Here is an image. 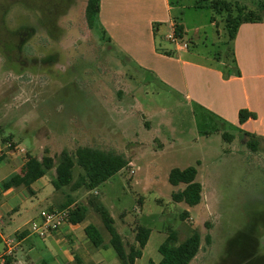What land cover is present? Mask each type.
<instances>
[{
    "label": "rangeland",
    "instance_id": "obj_1",
    "mask_svg": "<svg viewBox=\"0 0 264 264\" xmlns=\"http://www.w3.org/2000/svg\"><path fill=\"white\" fill-rule=\"evenodd\" d=\"M198 1L169 0L171 14L186 29L180 44H189V55L212 60L213 54L227 53V31L223 22L211 23L212 16L219 22L220 15L196 8ZM237 1L252 10L264 2ZM158 3L137 0L115 12L105 6L89 29L86 0H0V127L9 140L0 145L13 146L0 153L5 157L0 183L20 170L28 154L57 160L62 151L79 146L115 150L134 164L135 173L127 166L94 193L127 248L136 226L152 230L135 264L161 261L159 248L169 228L181 241L193 230L200 233L202 249L190 264H264V142L258 151L250 150L236 128L223 127L210 112L186 103L177 88L159 77L167 67L153 58L146 34L154 16L147 12L158 10ZM167 23H154V47L176 57L175 43L165 38L173 30ZM224 130L232 141L224 140ZM190 166L197 168L203 185V201L196 206L173 202V192L183 186L169 182L173 168ZM80 171L76 169V178ZM54 173L32 185L36 193L21 188L20 208L7 218L6 235L29 228L69 193L75 202L88 204L85 188L56 190ZM89 224L106 246L84 244L85 251L95 249L89 259L121 264L109 231L92 209L81 225ZM78 232L84 235L82 229ZM3 249L0 244V253Z\"/></svg>",
    "mask_w": 264,
    "mask_h": 264
},
{
    "label": "crops",
    "instance_id": "obj_2",
    "mask_svg": "<svg viewBox=\"0 0 264 264\" xmlns=\"http://www.w3.org/2000/svg\"><path fill=\"white\" fill-rule=\"evenodd\" d=\"M158 1V10L149 8L147 12L153 13L151 16H154L146 25V34L151 38L152 46L149 51L153 58L167 67L166 70L161 69L159 77L163 82L177 88L186 103L196 104L219 118L223 127L230 124L238 132L254 134L264 142V21L244 23L240 26L234 41L235 63L233 64L228 65L226 58H221L217 54H213L212 60L204 58L205 61H202L203 58L200 56L193 58L195 55H189V48L185 49L176 44L174 47L177 56L174 57V54H170L172 51L162 54L154 47L157 36L154 23L168 22V27L173 29L175 22L169 0ZM135 2L137 0H101L100 17L105 6L115 12L118 7ZM131 17L134 18V16ZM104 24L107 28L111 27L110 24ZM167 36H165L166 39ZM241 110H247L251 114L244 123H241L239 119ZM0 157V160H5L4 154ZM38 181H43V178ZM2 184L0 183V215L2 217L0 238L4 249L0 253V264H3L1 259L5 252L3 238L23 231L26 233L17 246L20 251L17 252L16 249L17 254L14 253L10 257L12 264H101L89 259L95 249L92 251L83 249L84 244L91 242L85 233L86 226L83 227L82 223L67 224L61 231L47 239H42L40 243L29 234L28 227L17 229L6 235V223L19 210L20 207L16 202L24 193L21 188L5 190ZM42 186H45V183H42ZM79 229L83 230L84 235H78Z\"/></svg>",
    "mask_w": 264,
    "mask_h": 264
},
{
    "label": "trees",
    "instance_id": "obj_3",
    "mask_svg": "<svg viewBox=\"0 0 264 264\" xmlns=\"http://www.w3.org/2000/svg\"><path fill=\"white\" fill-rule=\"evenodd\" d=\"M196 8H207L216 15H220L219 22L216 21L215 16L211 17V21L217 26L220 22L224 23L227 31L224 43L229 47L225 55L220 53L217 55L221 58H226L228 65L235 63L234 41L240 26L244 23L264 21V2H261L256 10H252L246 6H241L237 0H199L196 3ZM99 12L100 0H86L85 18L89 29L95 27ZM174 30L178 40L183 41L186 34L185 27L183 24L178 23L176 19ZM186 44L189 48V44ZM250 115L247 110H241L239 113L240 122L244 123ZM3 133L4 129L0 127V141L8 142L9 140L3 137ZM239 133L245 138V143L250 150L258 151L261 148V139L256 135L244 131ZM222 136L224 140L232 141L233 135L229 132L224 130ZM57 158L56 160V157L47 155L39 158L28 154L27 160L20 170L3 181V188L9 190L11 188L24 187L29 192L34 193L32 185L44 178L52 170H55V177L51 182L56 190H64L69 187L72 192H76L85 188L90 195L88 204L75 202L70 193L67 194V200L59 204L58 209H70L69 223L77 225L85 222L89 210L92 209L109 231L111 235L110 245L116 251L121 264H135L137 259L142 257L152 230L142 225L136 226L134 228V241L128 244L127 248L122 236L115 227V222L110 212L96 199L94 193L101 184L126 168L130 164V160L124 154L115 150L91 146H79L73 152L64 150ZM77 168L81 169V171L76 178L75 171ZM197 175L198 170L195 166L184 169L176 167L171 170L169 175L170 184L183 186L182 189L173 192V202L196 206L203 201V185L197 181ZM187 216L188 212L182 215L183 219ZM25 233L23 231L16 233V235L21 240ZM85 233L94 247H106L100 232L93 224L86 226ZM1 243L2 240L0 238ZM201 249L202 238L196 230H193L192 234L181 241L179 233L169 228L168 237L159 248L162 255L161 261L158 263L150 261L149 264H190ZM11 260L12 258H8L6 264H12Z\"/></svg>",
    "mask_w": 264,
    "mask_h": 264
},
{
    "label": "built area",
    "instance_id": "obj_4",
    "mask_svg": "<svg viewBox=\"0 0 264 264\" xmlns=\"http://www.w3.org/2000/svg\"><path fill=\"white\" fill-rule=\"evenodd\" d=\"M167 39L175 43L177 46H181L185 49L188 48V45L186 43L180 44V41L175 35V30L173 26L172 32L167 36ZM12 146V143H7L5 146L2 147L0 145V153H3L5 149H10ZM20 151L24 152V149H21ZM129 172L131 174L135 173V167L134 164L130 163L129 165ZM70 218V209H47L43 210L38 219L32 220L30 223V226L28 228V232L31 235L37 236L41 239H47L50 236H52L54 233L59 232L63 229V227L69 223ZM2 224V217L0 215V225ZM0 236L1 232H0ZM20 239L18 236L12 235V236H6L3 238V243L5 245V252L2 256L1 262L5 264L7 262V259L12 257L17 249V246L20 243Z\"/></svg>",
    "mask_w": 264,
    "mask_h": 264
}]
</instances>
